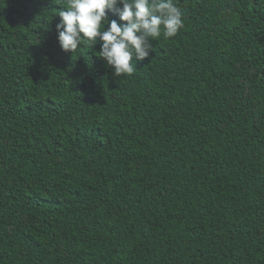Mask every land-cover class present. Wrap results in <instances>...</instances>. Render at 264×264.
Segmentation results:
<instances>
[{
    "label": "trees",
    "instance_id": "1",
    "mask_svg": "<svg viewBox=\"0 0 264 264\" xmlns=\"http://www.w3.org/2000/svg\"><path fill=\"white\" fill-rule=\"evenodd\" d=\"M55 2L0 0V264H264V0H174L121 78Z\"/></svg>",
    "mask_w": 264,
    "mask_h": 264
},
{
    "label": "clouds",
    "instance_id": "2",
    "mask_svg": "<svg viewBox=\"0 0 264 264\" xmlns=\"http://www.w3.org/2000/svg\"><path fill=\"white\" fill-rule=\"evenodd\" d=\"M109 12L119 21L109 19ZM57 13L61 50L75 54L85 44L93 49L99 40V57L118 78L131 76L136 62L155 51L152 40L175 37L185 26L174 0H67Z\"/></svg>",
    "mask_w": 264,
    "mask_h": 264
}]
</instances>
